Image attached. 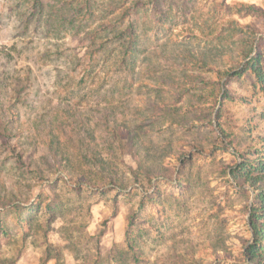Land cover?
Returning a JSON list of instances; mask_svg holds the SVG:
<instances>
[{
  "label": "rangeland",
  "instance_id": "rangeland-1",
  "mask_svg": "<svg viewBox=\"0 0 264 264\" xmlns=\"http://www.w3.org/2000/svg\"><path fill=\"white\" fill-rule=\"evenodd\" d=\"M252 28L264 0H0V264H264Z\"/></svg>",
  "mask_w": 264,
  "mask_h": 264
},
{
  "label": "trees",
  "instance_id": "trees-1",
  "mask_svg": "<svg viewBox=\"0 0 264 264\" xmlns=\"http://www.w3.org/2000/svg\"><path fill=\"white\" fill-rule=\"evenodd\" d=\"M239 6H245V7H251V6H247L245 4L242 3H238ZM252 8L255 9H259L255 6H252ZM125 16L124 12H122L118 17L119 19H123ZM254 29V34H258L257 38L251 34H244L246 35L245 38H241L242 41L240 43V45L238 46V57L237 58H242L244 61V65L247 66L248 68H250L253 73L255 74V76L257 77L258 81L260 83H264V74L262 72L261 69V65H260V58L261 57V53L259 51V48L263 45L264 43V35H263V31L260 28H252ZM134 32H131V35H133ZM127 48H124V51ZM202 63V62H201ZM236 66H230L228 69H225L224 71V76H231L234 73H237L238 70L235 68ZM173 86H175V84H173ZM154 107L157 108V111L160 113V115L164 118L166 117V114H164V110H166L165 108V102L164 100H157L154 104ZM224 133V132H223ZM223 139L226 138V135L222 137ZM54 139V143L59 144V141L55 138ZM229 143H231L230 140H228ZM261 142L264 143V138L261 139ZM85 146H88L89 143L87 142H83ZM83 145V146H84ZM91 159H94L93 157H91ZM261 166H263V163L261 164ZM264 171V170H263ZM110 178L109 181L113 182L114 180L111 178V176H109ZM260 179L261 183H264V172L263 174H261L258 177H255L253 179L254 183H257V179ZM90 183V182H89ZM264 184L263 186H259V191L258 188H255L254 190V197L256 199V202H252V205L250 206L249 210V215L250 218L253 217L254 219V231L252 232V234L256 237V244L258 245V249H262L264 246V232L263 229L261 228V226L264 224ZM248 251H253L252 247L249 248Z\"/></svg>",
  "mask_w": 264,
  "mask_h": 264
}]
</instances>
